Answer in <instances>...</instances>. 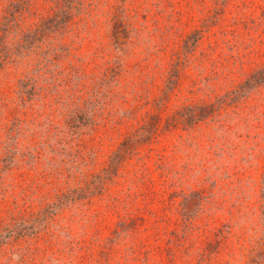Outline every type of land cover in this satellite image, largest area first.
Returning <instances> with one entry per match:
<instances>
[{
	"label": "rangeland",
	"instance_id": "374dc122",
	"mask_svg": "<svg viewBox=\"0 0 264 264\" xmlns=\"http://www.w3.org/2000/svg\"><path fill=\"white\" fill-rule=\"evenodd\" d=\"M0 264H264V0H0Z\"/></svg>",
	"mask_w": 264,
	"mask_h": 264
},
{
	"label": "trees",
	"instance_id": "16d2710c",
	"mask_svg": "<svg viewBox=\"0 0 264 264\" xmlns=\"http://www.w3.org/2000/svg\"><path fill=\"white\" fill-rule=\"evenodd\" d=\"M125 143H126V142L122 143V145H123V144H125ZM114 156H115V155H113V157H112V158H114ZM112 158H111L110 165H111V164H112V162H113V161H112Z\"/></svg>",
	"mask_w": 264,
	"mask_h": 264
}]
</instances>
